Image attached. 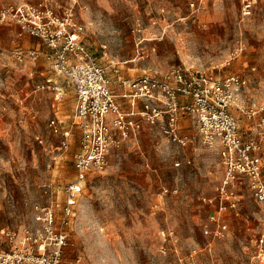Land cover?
I'll return each instance as SVG.
<instances>
[{"label":"rangeland","instance_id":"rangeland-1","mask_svg":"<svg viewBox=\"0 0 264 264\" xmlns=\"http://www.w3.org/2000/svg\"><path fill=\"white\" fill-rule=\"evenodd\" d=\"M251 1L248 14L243 0L0 5L44 2L61 14L71 11L81 41L111 79L112 65L124 77L178 64L241 75L244 105L262 109L251 116L237 107L231 111L243 140L259 142L252 153L259 156L264 180V0ZM6 23L0 22V231H36L38 206L49 202L52 189L62 201L65 186L76 181V93L45 57L47 47L39 45L35 61L16 62L11 51L21 42ZM46 78L61 88L59 99L46 87L35 88ZM54 116L70 131L67 148L48 124ZM179 127L190 138L183 147L167 140L160 121L142 122L110 152L101 171L86 174L63 247L74 264H264V200L250 177L237 171L226 178L228 164L218 148L201 143L193 118L181 116ZM0 245L8 246L1 234Z\"/></svg>","mask_w":264,"mask_h":264},{"label":"built area","instance_id":"built-area-1","mask_svg":"<svg viewBox=\"0 0 264 264\" xmlns=\"http://www.w3.org/2000/svg\"><path fill=\"white\" fill-rule=\"evenodd\" d=\"M251 5V0H243L242 12L248 14ZM0 22L15 23L18 36H36L48 48L45 57L56 73L74 87L80 134L74 156L76 181L65 186L62 201L59 190L52 189L49 202L38 206L36 231L28 227L1 229L0 234L8 246L0 245V264H59L63 247L69 240L66 227L75 215L77 196L86 174L101 171L107 165L110 152L126 137L135 135L142 122L156 124L160 121L167 140L183 147L190 138L180 131L179 119L183 115L190 116L201 143L218 148L224 157L228 164L226 178H233L237 171L245 173L250 177L255 195L264 200L260 159L252 153L259 142L243 140L238 120L231 111V107H237L251 116L262 109L244 105L246 80L241 75L218 76L184 64L160 72L147 68L137 76L119 80L124 87L121 96L127 98L129 104L123 108L111 88L112 79L81 41V26L73 19L71 11L61 14L44 2L5 3L0 5ZM41 53L37 48L20 46L11 51L18 63L26 59L35 61ZM113 70L119 69L113 66ZM44 87L54 91L55 99L62 95L50 78L35 85L36 89ZM48 124L54 132L64 136L61 145L67 148L69 129L63 130L56 116L50 118ZM259 125L262 135L264 116L260 117ZM59 210L61 213L57 215Z\"/></svg>","mask_w":264,"mask_h":264},{"label":"crops","instance_id":"crops-1","mask_svg":"<svg viewBox=\"0 0 264 264\" xmlns=\"http://www.w3.org/2000/svg\"><path fill=\"white\" fill-rule=\"evenodd\" d=\"M5 28L8 29L11 32H15L16 37L20 40L21 44L20 45H16L15 47L20 46V47H23V48H37L38 49L39 45L41 44V48L42 49H44V50L47 49L46 46H44L43 43L40 41V39L38 37H36V36L28 35V34H24V35L18 36L17 35V29H18V27H17V25L15 23H11V22L10 23H6V27ZM113 66H115V65H112V70H113ZM118 69L120 70V67H118ZM119 70L117 72H115L113 70V76H112L113 79H112V83H111V88L114 91L115 88H118L120 86V88H121L120 92L119 93H116L115 91L114 92L117 94V96H118L117 99L121 103V105L123 106V108H127L129 106L128 100H127V98H124V97L121 96V93L124 91V87L119 82V80L120 79H125V78H132L134 76H132V77H124V76H121L120 73H118ZM53 83L56 85L55 81H53ZM52 92H53V96H54V91H52ZM55 100H57V99H55ZM69 256L70 255L67 252V250H64V252H63V258H62V260H61V262L59 264H74L72 262V260L69 258Z\"/></svg>","mask_w":264,"mask_h":264}]
</instances>
